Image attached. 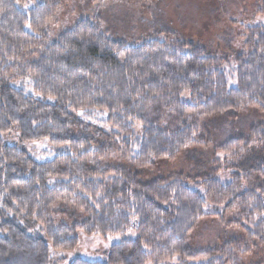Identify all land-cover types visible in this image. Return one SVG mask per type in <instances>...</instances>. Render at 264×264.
Instances as JSON below:
<instances>
[{"label":"trees","instance_id":"trees-1","mask_svg":"<svg viewBox=\"0 0 264 264\" xmlns=\"http://www.w3.org/2000/svg\"><path fill=\"white\" fill-rule=\"evenodd\" d=\"M54 5L0 0V264L56 263L54 252L73 251L79 234L119 240L101 261L68 264H240L239 250L264 251V122L216 147L224 159L210 175L144 182L134 169L208 145L204 118L264 114V21L244 30L228 75L227 57L173 33L129 45L90 19L44 44ZM13 128L21 141L47 139L53 157L8 144ZM221 169L230 171L222 181ZM68 211L72 223L53 224ZM231 212L246 247L189 245L201 219Z\"/></svg>","mask_w":264,"mask_h":264},{"label":"rangeland","instance_id":"rangeland-1","mask_svg":"<svg viewBox=\"0 0 264 264\" xmlns=\"http://www.w3.org/2000/svg\"><path fill=\"white\" fill-rule=\"evenodd\" d=\"M54 7V14L44 26L47 38L43 40L44 44L72 29L80 20L90 19L105 35L124 39L129 45L152 38L165 39L168 33H173L183 42H192L210 53L227 57L229 64L223 65L226 74L231 72L230 65L242 49L244 30L264 21V0H55ZM261 122H264V114L255 108L204 118L200 127L210 138L208 145L188 146L172 160L162 159L134 169L140 172L144 182L178 174L189 178L210 175L212 164L224 159L216 147L246 137L250 127ZM136 126L134 133L138 135L140 125ZM4 141L38 161L49 160L54 155L50 153L47 139L21 141L14 128L4 135ZM110 160L114 162L115 159ZM229 174L230 171L221 169L214 177L222 181ZM187 183L202 189L194 180ZM233 216L236 214L231 212L222 217L211 215L201 219L189 235V245L194 250H205L220 248L224 240H235L243 249L249 242L242 229L230 224ZM52 219L54 225L72 223L70 211L54 215ZM32 227V231L42 230L39 225ZM128 236L134 237V233ZM118 240L119 236L103 238L79 234V242L73 251L54 252L62 260L53 264H68L78 257L101 261L109 246ZM248 248V253L242 254L239 250L236 254L240 264H258L264 259V251L257 245Z\"/></svg>","mask_w":264,"mask_h":264}]
</instances>
